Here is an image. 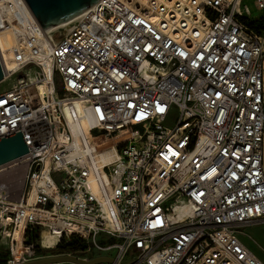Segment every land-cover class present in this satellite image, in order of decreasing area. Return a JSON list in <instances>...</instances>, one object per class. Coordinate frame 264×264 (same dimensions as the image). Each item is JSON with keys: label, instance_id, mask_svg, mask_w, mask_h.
I'll list each match as a JSON object with an SVG mask.
<instances>
[{"label": "built area", "instance_id": "obj_1", "mask_svg": "<svg viewBox=\"0 0 264 264\" xmlns=\"http://www.w3.org/2000/svg\"><path fill=\"white\" fill-rule=\"evenodd\" d=\"M250 15L245 0H99L45 32L25 0H0L14 37L0 42V138L21 130L28 148L0 165V264H264L246 242L264 227V27ZM30 234L84 247L31 256Z\"/></svg>", "mask_w": 264, "mask_h": 264}, {"label": "water", "instance_id": "obj_2", "mask_svg": "<svg viewBox=\"0 0 264 264\" xmlns=\"http://www.w3.org/2000/svg\"><path fill=\"white\" fill-rule=\"evenodd\" d=\"M36 20L45 32L53 31L81 14L87 12L99 0H25ZM4 77L0 64V81ZM28 152L21 130L9 136L0 138V165L23 156ZM89 258L93 254L90 253ZM111 258L99 257L85 262L71 255H54L22 264H95L101 261H111Z\"/></svg>", "mask_w": 264, "mask_h": 264}, {"label": "bare ground", "instance_id": "obj_3", "mask_svg": "<svg viewBox=\"0 0 264 264\" xmlns=\"http://www.w3.org/2000/svg\"><path fill=\"white\" fill-rule=\"evenodd\" d=\"M126 3L129 2V3H136L137 5L139 4H146L149 0H124ZM169 0H165V2H168ZM85 13L81 14L80 16H78L76 19H73L72 21L64 24V25H61L59 27H56L53 31L55 30H58V29H61L62 31H67L71 26H73V24H75V22H77ZM53 31H50V32H53ZM0 42L3 46V48H7L9 46H11L14 42V37L12 35L11 32L7 31L5 33H1L0 34ZM73 104H74V110L75 112L78 114V113H81L82 111V107H81V103L78 99H73ZM63 112L70 124V128H71V131L73 132V134L75 136H78L79 133L81 132L80 131V128L85 126L84 123L82 122V119H79L77 121H75L72 117V113H71V110L69 109V107L67 105H65L63 107ZM106 146H109V144H107ZM103 160H107L109 158V155L106 156L104 155L103 157ZM58 241V238L56 236H52L50 234H48L47 232H44L43 233V236H42V242L44 244V246L48 247V248H53L55 246V244L57 243Z\"/></svg>", "mask_w": 264, "mask_h": 264}, {"label": "rangeland", "instance_id": "obj_4", "mask_svg": "<svg viewBox=\"0 0 264 264\" xmlns=\"http://www.w3.org/2000/svg\"><path fill=\"white\" fill-rule=\"evenodd\" d=\"M134 4H136V3H134ZM245 4L248 6V8L251 12L249 20L255 21L256 24H258V25L264 23V11L260 10L258 8L256 0H245ZM12 83H13V80L2 84L0 86V90L11 88ZM247 233L249 236L246 238V242L247 243L250 242V244H254L255 248L262 249L264 251V229L262 231H260V229H258L257 227H254L252 229L247 230ZM257 245L258 246L261 245L262 248H259ZM44 250H47V249H44ZM34 253L35 252L33 250H31L29 255L34 256L35 255ZM61 264H63V263H61Z\"/></svg>", "mask_w": 264, "mask_h": 264}, {"label": "trees", "instance_id": "obj_5", "mask_svg": "<svg viewBox=\"0 0 264 264\" xmlns=\"http://www.w3.org/2000/svg\"><path fill=\"white\" fill-rule=\"evenodd\" d=\"M250 26L255 29V28H259V27H264V23L258 25L256 24L255 21H251L249 22ZM39 239V235L37 234H30L28 235V242L32 245H34V247L32 248V250L35 252L34 256H40V255H48V254H63V253H75L76 251L82 249L84 246L77 240H74L73 242H68L65 243L64 241H62L56 249L53 250H44L42 248H40L39 246H35L36 240Z\"/></svg>", "mask_w": 264, "mask_h": 264}, {"label": "crops", "instance_id": "obj_6", "mask_svg": "<svg viewBox=\"0 0 264 264\" xmlns=\"http://www.w3.org/2000/svg\"><path fill=\"white\" fill-rule=\"evenodd\" d=\"M254 228V227H253ZM258 229H260V231H262L263 229H264V227H257ZM263 228V229H262ZM250 229H252V228H250ZM252 248L254 247V244H250V242L248 243ZM258 246V245H257ZM255 251H256V253L261 257V258H263L264 259V251L262 250V249H258V248H253Z\"/></svg>", "mask_w": 264, "mask_h": 264}]
</instances>
